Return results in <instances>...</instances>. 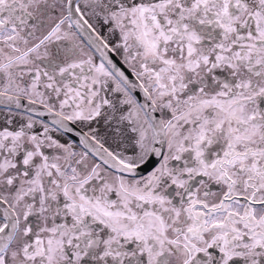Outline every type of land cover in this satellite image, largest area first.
Instances as JSON below:
<instances>
[{
    "label": "snow or ice",
    "instance_id": "1",
    "mask_svg": "<svg viewBox=\"0 0 264 264\" xmlns=\"http://www.w3.org/2000/svg\"><path fill=\"white\" fill-rule=\"evenodd\" d=\"M0 264H264V0H0Z\"/></svg>",
    "mask_w": 264,
    "mask_h": 264
}]
</instances>
